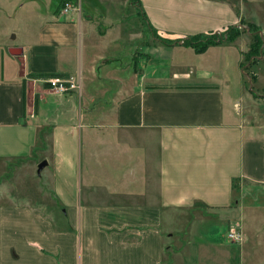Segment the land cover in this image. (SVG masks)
I'll return each instance as SVG.
<instances>
[{
	"label": "crops",
	"instance_id": "crops-1",
	"mask_svg": "<svg viewBox=\"0 0 264 264\" xmlns=\"http://www.w3.org/2000/svg\"><path fill=\"white\" fill-rule=\"evenodd\" d=\"M59 2L0 0V178L14 162L43 180L0 199V264H264V0ZM247 25L263 41L250 93L223 75L243 74L247 29L193 54L217 73L142 38Z\"/></svg>",
	"mask_w": 264,
	"mask_h": 264
},
{
	"label": "rangeland",
	"instance_id": "rangeland-1",
	"mask_svg": "<svg viewBox=\"0 0 264 264\" xmlns=\"http://www.w3.org/2000/svg\"><path fill=\"white\" fill-rule=\"evenodd\" d=\"M77 9H79V8L77 7ZM77 11H79V10H77ZM134 11L136 13V17H135L136 22L133 25L135 27V30L138 31L140 29V27L143 28V25L140 24L141 23L140 20L137 19V17H138L137 16V9H135ZM236 29H238V27ZM240 29H244L245 30L246 27L245 28L242 27ZM225 31L226 30H224L223 32L220 31V34H223ZM243 33H245V32H243ZM143 35L144 36H142V38L145 39V42H148V44H150L152 46V51H153V49H156L157 47H159L158 46L159 45L158 40H160L161 43L181 42V40H177V39L176 40H170V41H168V40L165 41L163 39L161 40L160 38L155 36L153 33H152V35H150L149 40L146 41V39H147L146 36L147 35L145 33ZM236 37H234V38H236ZM234 38H232L230 40H233ZM251 39L252 38H250V43H251ZM191 41H193V40H191ZM12 42L13 41H11V43ZM136 46H137V44H136ZM260 48H261V46L259 47V52H260ZM168 51L169 50H167V52ZM247 51H248V46H247L246 51L243 53V56L241 57V61H242L241 71H242L243 74L239 73V70L237 69V67L234 64V62L232 64L229 63L223 69V75L225 76V78H224L225 82H226L227 86H229L230 91L233 92V93H234V91H235V93L236 92L238 93V90L240 88L241 89L244 88V91L246 93H250L249 90H253V92L255 90L253 82H250L249 80L251 78L250 77L251 73H252V71L254 69V66H252L251 63L256 61L257 57H255L256 53H252L251 56H247L246 55ZM134 53L136 54V56L140 55L137 52V49H135ZM193 54H199V53L190 52L189 55H186V54L182 55V57L184 58V60H183L184 63H181L180 66L181 65H186V67L181 66L183 70L187 71L188 70L187 68H189L192 63L193 64L194 63H196V64L198 63V64L201 65L200 68H203L205 70H209V71H213L214 73H217L218 66H217L216 63L211 62L210 61L211 59L205 60V59H203V57H198V55L196 56V55H193ZM207 54H209L211 58L215 59V57H216L215 51L209 50V52L205 53V56ZM159 57L161 59L162 58H169V54L168 53H164L163 51H160ZM170 69L172 70L171 72H173V70H175V66L173 65V62L171 64ZM162 84H168V81L163 82ZM250 108H251V106H248V109H250ZM252 111H253V109L249 110V113L252 114ZM10 164L11 165H8V166H10L8 171L6 173H4L2 175V177L0 178V183L2 182V184H4V185L6 184L7 187H8V190L7 189L4 190V194H0V196L1 195L3 196V197L1 196L0 199H3L4 201H7L6 198H5V195H6V197H11V198H13L15 200L16 194L14 193L15 192L14 190H15V187L20 186V184H21V186H25V185H28L27 184L28 182H33V183H35L33 185H36L38 187H42L43 180H42L41 176L36 175V174H34L33 176H30L29 178L25 176V173L23 171L25 168H23V166H21V165H23V163L15 164L14 162H10ZM0 202H1V200H0ZM225 238H226V234H225Z\"/></svg>",
	"mask_w": 264,
	"mask_h": 264
},
{
	"label": "trees",
	"instance_id": "trees-1",
	"mask_svg": "<svg viewBox=\"0 0 264 264\" xmlns=\"http://www.w3.org/2000/svg\"><path fill=\"white\" fill-rule=\"evenodd\" d=\"M128 1L131 5H134L137 7V0H128ZM64 2H71V0H60L57 6L58 10L61 8ZM236 28L237 27H226L224 29L226 31L223 34H220V32H209L205 34L194 35V36L188 37L187 39L181 40V42L183 45L191 47L194 50V52L200 53L208 45L218 44L222 41H229L230 39L236 37L239 33L245 31L244 29H240V28L236 29ZM246 29L252 38L251 43L248 46V51L246 55L251 56L252 53H256L255 57H259L261 53V51L259 52V47L262 45L263 41L259 38L258 32L256 29H254L250 25H247ZM167 44H170V43H167Z\"/></svg>",
	"mask_w": 264,
	"mask_h": 264
},
{
	"label": "built area",
	"instance_id": "built-area-1",
	"mask_svg": "<svg viewBox=\"0 0 264 264\" xmlns=\"http://www.w3.org/2000/svg\"><path fill=\"white\" fill-rule=\"evenodd\" d=\"M71 9L77 11L76 5H73L71 2H64L60 8L62 13H66ZM45 83L49 89H51L55 94L61 95L69 91H78L79 82L71 78H48L45 80ZM227 240L237 241L239 239V234L229 230L226 233Z\"/></svg>",
	"mask_w": 264,
	"mask_h": 264
},
{
	"label": "water",
	"instance_id": "water-1",
	"mask_svg": "<svg viewBox=\"0 0 264 264\" xmlns=\"http://www.w3.org/2000/svg\"><path fill=\"white\" fill-rule=\"evenodd\" d=\"M44 164H45L44 161L39 162L36 166V171L39 172L41 168L44 166Z\"/></svg>",
	"mask_w": 264,
	"mask_h": 264
}]
</instances>
